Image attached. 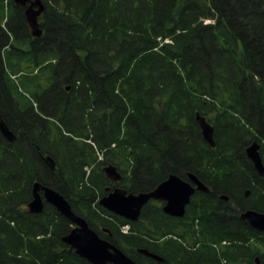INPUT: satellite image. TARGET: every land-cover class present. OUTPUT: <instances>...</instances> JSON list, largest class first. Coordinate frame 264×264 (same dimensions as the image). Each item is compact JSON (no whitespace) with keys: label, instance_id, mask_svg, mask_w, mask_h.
<instances>
[{"label":"trees","instance_id":"obj_1","mask_svg":"<svg viewBox=\"0 0 264 264\" xmlns=\"http://www.w3.org/2000/svg\"><path fill=\"white\" fill-rule=\"evenodd\" d=\"M42 2L33 38L24 9L0 0V113L17 136L0 133V264H90L63 242L74 226L52 205L28 210L36 182L138 264H160L141 249L167 264H264V232L240 216L264 213L246 154L258 141L264 162V0ZM108 164L129 193L189 173L210 192L184 218L149 203L128 221L99 205Z\"/></svg>","mask_w":264,"mask_h":264},{"label":"water","instance_id":"obj_2","mask_svg":"<svg viewBox=\"0 0 264 264\" xmlns=\"http://www.w3.org/2000/svg\"><path fill=\"white\" fill-rule=\"evenodd\" d=\"M13 1L17 7L24 9L31 36L33 38L41 37L43 30L40 19L45 12V5L42 0ZM196 121L205 142L210 147L215 148L214 126L200 113L196 114ZM0 133L9 142H13L17 138L16 134L2 118L1 113ZM246 154L257 174L260 177H264V162L258 141L253 142L247 148ZM44 160L51 169H56V164L52 157L46 156ZM104 172L107 179L112 183H119L122 180L119 168L113 164H108L104 168ZM188 177L189 181H186L177 175H170L154 190L138 194L128 193L126 190L116 187L114 191L100 200L99 205L108 212L128 221H138L143 208L151 200L166 201L163 209L164 213L171 217L183 218L186 214L187 206L191 203L192 197L197 191L210 192V189L198 176L189 173ZM249 195L250 192L246 191L245 196L248 197ZM222 198L224 200L229 199L227 196H222ZM45 204L52 205L64 218L75 226L63 238V242L82 259L90 264H138L107 239L101 238L84 218L73 211L71 204L62 194L36 182L33 186V199L28 205V210L33 214H41L44 211ZM241 219L252 228L264 232V213L246 210L241 213ZM139 252L147 257L161 261L160 256L146 249H141ZM256 264H261L259 259L256 260Z\"/></svg>","mask_w":264,"mask_h":264},{"label":"flooded vegetation","instance_id":"obj_3","mask_svg":"<svg viewBox=\"0 0 264 264\" xmlns=\"http://www.w3.org/2000/svg\"><path fill=\"white\" fill-rule=\"evenodd\" d=\"M120 171V170H119ZM123 176V175H122ZM184 179V178H183ZM122 180H123V178H122ZM121 180V181H122ZM184 180H186V181H189V177H188V175H187V179H184ZM120 181V182H121ZM202 181V180H201ZM119 182V183H120ZM164 182V181H163ZM110 183H111V185H112V187H108L107 188V194L105 195V196H107V195H109L112 191H114V189L116 188V187H119L118 186V184L119 183H112L111 181H110ZM204 183V182H203ZM205 184V183H204ZM206 185V184H205ZM207 186V185H206ZM208 187V186H207ZM119 188H121V187H119ZM209 188V187H208ZM123 189V188H122ZM210 189V188H209ZM125 190V189H124ZM154 190V189H153ZM127 191V190H126ZM128 192V191H127ZM198 192H200V191H197L196 193H198ZM129 193V192H128ZM195 193V194H196ZM201 193H206V192H201ZM209 193V192H208ZM135 194V193H134ZM194 194V195H195ZM194 195H193V197H194ZM104 196V197H105ZM193 197H192V200H193ZM229 198V197H228ZM220 199H221V201H223V202H229L230 201V198L228 199V200H224L223 198H222V196L220 197ZM192 200H191V203H192ZM149 203H151V204H155V205H158V206H160L161 208H162V211L164 212V207H165V205H166V201H157V200H151ZM148 203V204H149ZM190 203V204H191ZM189 204V205H190ZM189 205L187 206V208H186V214H187V210H188V207H189ZM165 214V213H164ZM186 214H185V216H186ZM165 215H167V214H165ZM167 216H169V215H167ZM171 217V216H170ZM173 218H176V217H173ZM169 237H172V236H169ZM169 237H167V238H169ZM102 238V237H101ZM104 239V238H103ZM160 245H162L163 246V244H160ZM140 253V252H139ZM140 254H142V253H140ZM155 254V253H154ZM142 255H144V254H142ZM158 255V254H157ZM144 256H146V255H144ZM159 256V255H158ZM147 257V256H146ZM161 257V261H159V260H156V259H154V258H151V257H147L149 260H151V261H155L156 263H160V264H167L168 263V261H167V259L165 258V257H163V256H160Z\"/></svg>","mask_w":264,"mask_h":264},{"label":"rangeland","instance_id":"obj_4","mask_svg":"<svg viewBox=\"0 0 264 264\" xmlns=\"http://www.w3.org/2000/svg\"><path fill=\"white\" fill-rule=\"evenodd\" d=\"M22 90V89H21Z\"/></svg>","mask_w":264,"mask_h":264}]
</instances>
